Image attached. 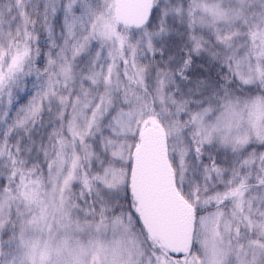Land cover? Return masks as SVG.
<instances>
[{
  "label": "snow or ice",
  "instance_id": "snow-or-ice-1",
  "mask_svg": "<svg viewBox=\"0 0 264 264\" xmlns=\"http://www.w3.org/2000/svg\"><path fill=\"white\" fill-rule=\"evenodd\" d=\"M0 264H264V0H0Z\"/></svg>",
  "mask_w": 264,
  "mask_h": 264
}]
</instances>
